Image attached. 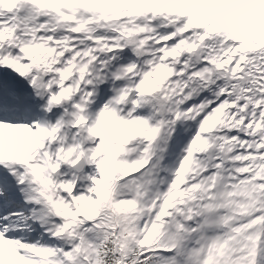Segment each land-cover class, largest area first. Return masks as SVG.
Segmentation results:
<instances>
[{
    "label": "snow or ice",
    "instance_id": "obj_1",
    "mask_svg": "<svg viewBox=\"0 0 264 264\" xmlns=\"http://www.w3.org/2000/svg\"><path fill=\"white\" fill-rule=\"evenodd\" d=\"M0 264H264V0H0Z\"/></svg>",
    "mask_w": 264,
    "mask_h": 264
}]
</instances>
